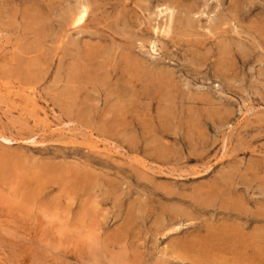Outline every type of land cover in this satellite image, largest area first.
Wrapping results in <instances>:
<instances>
[{"label": "rangeland", "instance_id": "obj_1", "mask_svg": "<svg viewBox=\"0 0 264 264\" xmlns=\"http://www.w3.org/2000/svg\"><path fill=\"white\" fill-rule=\"evenodd\" d=\"M0 264H264V0H0Z\"/></svg>", "mask_w": 264, "mask_h": 264}, {"label": "bare ground", "instance_id": "obj_2", "mask_svg": "<svg viewBox=\"0 0 264 264\" xmlns=\"http://www.w3.org/2000/svg\"><path fill=\"white\" fill-rule=\"evenodd\" d=\"M84 16H85V15H84ZM84 16H83V17H84ZM81 17H82V16H81ZM81 19H82V18H81ZM80 21H81V20H80ZM82 21H83V20H82ZM81 24H82V23H81Z\"/></svg>", "mask_w": 264, "mask_h": 264}]
</instances>
